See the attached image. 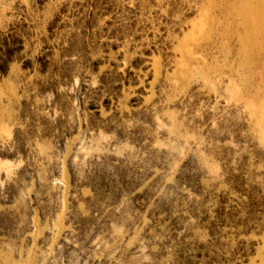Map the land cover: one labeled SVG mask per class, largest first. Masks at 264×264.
I'll return each instance as SVG.
<instances>
[{
	"label": "rangeland",
	"instance_id": "374dc122",
	"mask_svg": "<svg viewBox=\"0 0 264 264\" xmlns=\"http://www.w3.org/2000/svg\"><path fill=\"white\" fill-rule=\"evenodd\" d=\"M250 5L0 0V264H264Z\"/></svg>",
	"mask_w": 264,
	"mask_h": 264
},
{
	"label": "bare ground",
	"instance_id": "6f19581e",
	"mask_svg": "<svg viewBox=\"0 0 264 264\" xmlns=\"http://www.w3.org/2000/svg\"><path fill=\"white\" fill-rule=\"evenodd\" d=\"M247 8H248V11H249V14H250V18L245 19L243 17L244 20H247L249 24H253V23H256V22L258 24H260L261 23L260 20H262L264 18H262L261 16H259V15L256 14V12L258 10V6H252V5H250V6H247ZM241 15H242V13H241Z\"/></svg>",
	"mask_w": 264,
	"mask_h": 264
}]
</instances>
